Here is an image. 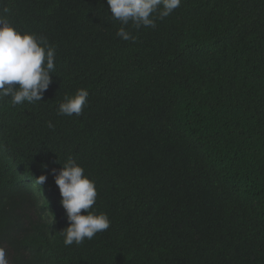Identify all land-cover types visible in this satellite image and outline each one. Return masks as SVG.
<instances>
[{
    "label": "trees",
    "instance_id": "16d2710c",
    "mask_svg": "<svg viewBox=\"0 0 264 264\" xmlns=\"http://www.w3.org/2000/svg\"><path fill=\"white\" fill-rule=\"evenodd\" d=\"M4 7L56 50L41 101L0 105L17 173L58 174L74 159L96 182L92 211L111 223L63 245L33 211L51 202L50 225L69 224L54 191L43 201L21 194L0 218L12 216L20 236L46 234L64 264H264V0H182L139 29L113 19L107 0ZM122 26L134 41L117 36ZM81 88L82 114L58 115Z\"/></svg>",
    "mask_w": 264,
    "mask_h": 264
},
{
    "label": "clouds",
    "instance_id": "9594fccd",
    "mask_svg": "<svg viewBox=\"0 0 264 264\" xmlns=\"http://www.w3.org/2000/svg\"><path fill=\"white\" fill-rule=\"evenodd\" d=\"M181 2L107 0L113 19L124 26L131 22L137 29L141 26L155 28L156 20L168 17L180 7ZM9 12L7 7L0 11V105L5 97L11 98L13 106L24 102L32 104L42 100L52 83L51 74L56 70V50L46 37H37L16 28L7 15ZM117 36L125 41L135 40L123 26L117 31ZM88 96L89 92L84 88L78 89L74 96H65V102L59 105L58 115L80 116L88 103ZM48 126L54 127L51 122ZM17 150V142L0 123V210L5 209L6 212L10 206L8 204L21 194L31 197L33 201H43L54 191L55 196L61 194L69 224L50 225V217L58 216L53 203L33 204L35 219L40 220L43 216L45 227H40V230L47 235L61 239V243L69 247L80 245L85 239L91 240L97 233L109 229V216L92 211L98 195L96 182L85 175L81 165L69 158L58 174L55 170L57 167L52 166L53 173H37L39 178L35 175L22 178L17 173L20 170L18 157L14 159ZM82 210L87 214H82ZM28 228H32L30 223ZM5 229L11 233L4 237ZM17 230L20 229L12 216L0 218V264H64L61 251L45 241V233L46 238L40 233L41 237L35 240L30 232L24 237Z\"/></svg>",
    "mask_w": 264,
    "mask_h": 264
}]
</instances>
